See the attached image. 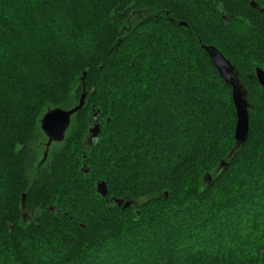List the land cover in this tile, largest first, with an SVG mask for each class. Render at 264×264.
<instances>
[{
    "label": "trees",
    "instance_id": "1",
    "mask_svg": "<svg viewBox=\"0 0 264 264\" xmlns=\"http://www.w3.org/2000/svg\"><path fill=\"white\" fill-rule=\"evenodd\" d=\"M221 2L240 22L213 0H0V264H264V15ZM202 44L247 81L239 146ZM84 92L43 149V113Z\"/></svg>",
    "mask_w": 264,
    "mask_h": 264
},
{
    "label": "water",
    "instance_id": "2",
    "mask_svg": "<svg viewBox=\"0 0 264 264\" xmlns=\"http://www.w3.org/2000/svg\"><path fill=\"white\" fill-rule=\"evenodd\" d=\"M180 24L187 26V23L184 21H179ZM204 50L208 53L211 58V61L218 73L222 77V79L227 83H232V74L233 65L232 63L213 45H205L202 44ZM256 76L260 84L264 86V70L260 67H256ZM231 97L233 101V105L236 113V122L234 127V141L235 146H239L243 144L248 136L249 132V106L244 98V93L240 89L239 85L231 86ZM86 93H82L78 103L70 109H63L60 107H56L53 109H48L46 113L40 120L41 129L47 135L48 139L46 142V149L50 145L52 141H61L64 138L65 132L70 124V117L73 113L81 109L85 102ZM96 116V112L93 114ZM100 123H98V117L94 118V124H92L88 128V140L92 141L93 139L98 137L100 132ZM46 156V152L44 153V157ZM86 160V158L84 157ZM85 160H83L85 164ZM225 161L223 160L219 165V168L225 165ZM97 191L102 195H107V186L104 181H100L97 184ZM24 201V200H23ZM22 201V202H23ZM114 201L123 208L130 206V201H123V199L114 198Z\"/></svg>",
    "mask_w": 264,
    "mask_h": 264
},
{
    "label": "flooded vegetation",
    "instance_id": "3",
    "mask_svg": "<svg viewBox=\"0 0 264 264\" xmlns=\"http://www.w3.org/2000/svg\"><path fill=\"white\" fill-rule=\"evenodd\" d=\"M246 1L248 4H250L252 7H254V9H256L257 11H259L262 15H264V0H256L254 2V0H244ZM213 3H214V10L215 12H217L219 14V19L222 21L223 24L225 25H229L231 22H237V19H238V22H240L241 20V16H238V15H235V13L238 11L237 8H235L236 5H233V4H230L227 6L226 8V11L223 9V5H222V2L221 0H213ZM221 8V9H220ZM246 22V21H245ZM256 69V68H255ZM254 69L253 71V75L248 73L249 74V78L251 79H255L253 81H256V83L259 85V87L261 89H264V86L262 84L259 83L258 81V78L256 76V70ZM233 72H231L232 74V83L231 85L228 84L231 88L232 85H239L240 86V89L243 91L244 93V98L246 99V102L248 103V106H249V87L248 85H246L247 81H244V79H242L241 76H237V71L235 69V67L233 66ZM232 90V88H231ZM94 124V121L93 123Z\"/></svg>",
    "mask_w": 264,
    "mask_h": 264
},
{
    "label": "rangeland",
    "instance_id": "4",
    "mask_svg": "<svg viewBox=\"0 0 264 264\" xmlns=\"http://www.w3.org/2000/svg\"><path fill=\"white\" fill-rule=\"evenodd\" d=\"M221 9V8H220ZM201 25V23L199 24V26ZM209 29V28H208ZM209 30H212L213 31V26H211V29H209ZM215 34H218V32H214ZM54 108H56V107H54ZM48 109H53V108H48ZM47 109V110H48ZM46 110V111H47ZM46 111L43 113V115L46 113ZM43 115L41 116V118L43 117ZM41 118L39 119V123H38V126H39V128H40V134H39V136H40V140H39V144H40V146H42V148L44 149V146H45V144H46V142H47V139H48V137H47V135L44 133V131L41 129V123H40V120H41ZM196 123V121L194 122V124ZM196 127V126H195ZM194 127V128H195ZM234 134V133H233ZM202 167H207V164H202ZM192 173H190V175H189V177L190 178H192ZM26 219H30V217L29 216H27V215H25V220Z\"/></svg>",
    "mask_w": 264,
    "mask_h": 264
}]
</instances>
